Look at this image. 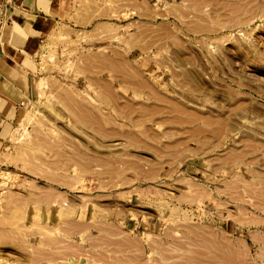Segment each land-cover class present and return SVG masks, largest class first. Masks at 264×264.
I'll return each instance as SVG.
<instances>
[{"label": "rangeland", "instance_id": "obj_1", "mask_svg": "<svg viewBox=\"0 0 264 264\" xmlns=\"http://www.w3.org/2000/svg\"><path fill=\"white\" fill-rule=\"evenodd\" d=\"M75 22L0 133V264H264V0H81Z\"/></svg>", "mask_w": 264, "mask_h": 264}, {"label": "crops", "instance_id": "obj_2", "mask_svg": "<svg viewBox=\"0 0 264 264\" xmlns=\"http://www.w3.org/2000/svg\"><path fill=\"white\" fill-rule=\"evenodd\" d=\"M10 19L0 47V133L30 91L27 80L44 37L60 23L76 25L81 0H0Z\"/></svg>", "mask_w": 264, "mask_h": 264}, {"label": "bare ground", "instance_id": "obj_3", "mask_svg": "<svg viewBox=\"0 0 264 264\" xmlns=\"http://www.w3.org/2000/svg\"><path fill=\"white\" fill-rule=\"evenodd\" d=\"M232 93H231V103H232V105L234 106V108L236 109V108H240V107H242V106H245V104L248 102V100L250 101L251 100V97L249 96V94L247 93V92H245V91H243V89L242 88H240L239 90H233V91H231ZM251 95V94H250ZM181 107V106H180ZM230 109H233V107L232 108H230ZM182 111V110H181ZM231 111V110H230ZM193 113V112H192ZM231 113H232V111H231ZM194 114V113H193ZM192 114V115H193ZM188 115V114H187ZM191 115V116H192ZM196 116H198V114H196ZM201 116V115H200ZM199 116V117H200ZM202 118V117H201ZM203 119V118H202ZM225 126V125H224ZM224 128V127H223ZM225 129V128H224ZM224 131V130H223ZM225 132V131H224ZM150 174V173H149ZM153 174V173H152ZM154 175V174H153ZM104 224V223H103ZM73 225V224H72ZM110 226V225H109ZM78 227H80L79 225H78ZM82 227V226H81ZM85 227V226H84ZM103 227V226H102ZM87 228V227H86ZM199 228H201V227H199ZM68 229V228H67ZM73 229V228H72ZM75 229V228H74ZM80 229V228H79ZM85 229V228H84ZM102 229H104V228H102ZM188 229H190L189 227H188ZM199 230H201V229H199ZM202 230H203V228H202ZM79 231V230H78ZM113 231V230H112ZM75 232V231H74ZM192 232H193V230H192ZM213 232V231H212ZM111 233V232H110ZM208 233V232H207ZM70 234V233H69ZM75 234V233H74ZM73 234V235H74ZM195 234L196 233H194V236H195ZM211 234V233H210ZM216 234V233H215ZM72 235V234H71ZM185 235V234H184ZM187 235V234H186ZM197 235V234H196ZM214 235V234H213ZM204 236V235H203ZM217 236V235H216ZM216 236H214V238H216ZM98 237V236H97ZM100 237V236H99ZM187 237V236H186ZM201 237V236H200ZM204 237H207V236H204ZM204 237H202V238H204ZM224 237V236H223ZM222 237V238H223ZM104 238V237H103ZM110 239V238H109ZM205 239V238H204ZM208 239H210L211 240V238H208ZM217 239V238H216ZM215 239V240H216ZM226 239V238H225ZM228 239V238H227ZM258 239H259V236H258ZM210 240H207L208 242H211ZM214 240V241H215ZM49 241V240H48ZM104 241H105V239H104ZM217 241V240H216ZM108 242V241H107ZM118 242V241H117ZM195 242V241H194ZM201 242H203V241H201ZM119 243V242H118ZM204 243V242H203ZM94 244H96V243H94ZM113 244H114V242H113ZM197 244V243H196ZM205 244V243H204ZM50 245V244H49ZM66 245V244H65ZM68 245H70V244H68ZM101 245V244H100ZM104 245V244H103ZM192 245H194V244H192ZM212 245H213V243H212ZM243 245V244H242ZM75 246H76V244H75ZM201 246H202V243H201ZM206 246V245H205ZM233 246V245H232ZM66 247V246H65ZM72 247V246H71ZM207 247V246H206ZM209 247H210V245H209ZM208 247V248H209ZM217 247V246H216ZM220 247V246H219ZM218 247V248H219ZM234 247V246H233ZM61 248V247H60ZM105 248V247H104ZM166 248V247H165ZM181 248H182V246H181ZM211 248V247H210ZM209 248V249H210ZM68 249V248H67ZM69 249H71V248H69ZM120 249V248H119ZM187 249V248H186ZM192 249V248H191ZM66 250V249H65ZM194 250V249H193ZM195 250H197V249H195ZM194 250V251H195ZM219 250H221V249H219ZM223 250H224V248H223ZM231 250H233L234 251V249H231ZM112 251H113V249H112ZM191 251V250H190ZM205 251V250H204ZM214 251V250H213ZM213 251H211V252H213ZM229 251V250H228ZM114 252H115V250H114ZM120 252V251H119ZM197 252V251H196ZM221 252V251H220ZM65 253V252H64ZM202 253V252H201ZM209 253V252H208ZM225 253V252H224ZM230 253H232V252H230ZM229 253V255H227V256H231V254ZM244 253V252H243ZM97 254V253H96ZM162 254V253H161ZM198 254V253H197ZM226 254V253H225ZM233 255L235 254V253H232ZM52 255V254H51ZM105 255V254H104ZM202 255H204V253H202ZM216 255V254H215ZM222 255H224V254H222ZM221 255V256H222ZM64 257H66L65 255H63ZM97 256V255H96ZM102 256H103V254H102ZM106 256V255H105ZM125 256V255H124ZM128 256V255H127ZM171 256V255H170ZM188 256V255H187ZM214 256V255H213ZM212 256V257H213ZM220 256V255H219ZM118 257V256H117ZM164 257V256H163ZM167 257H169V256H167ZM191 256H189V258H190ZM196 257V256H195ZM194 257V258H195ZM218 257V256H217ZM216 257V258H217ZM226 256H224V258H225ZM73 258V257H72ZM97 258V257H96ZM113 258V257H112ZM187 258V257H186ZM188 258V259H189ZM223 258V257H222ZM228 258V257H227ZM230 258V257H229ZM114 259V258H113ZM159 259V258H158ZM165 260H166V258H164ZM193 259V258H192ZM199 259V258H198ZM263 259V258H262ZM190 260H191V258H190ZM201 260V259H200ZM218 259H216V261H217ZM219 260H221V258H219ZM178 261V260H177ZM209 261H212V259H210ZM208 260H207V262H209ZM224 261H226V260H224ZM223 261V259H222V263L224 262ZM160 262V261H159ZM183 262V261H182ZM196 262V261H195ZM199 262V261H198ZM202 262H204V260L202 261ZM219 262V261H218ZM144 263V262H143ZM184 263V262H183ZM190 263V262H189ZM197 263V262H196ZM195 263V264H196ZM205 263V262H204ZM211 263V262H210ZM213 264H214V262H212ZM220 263V262H219ZM228 263V262H227ZM226 263V264H227ZM233 263V262H232ZM238 263V262H237ZM160 264V263H159ZM185 264V263H184ZM193 264V263H192ZM207 264V263H206ZM216 264V263H215ZM224 264V263H223ZM228 264H230V263H228ZM235 264V263H234ZM239 264V263H238ZM241 264V263H240Z\"/></svg>", "mask_w": 264, "mask_h": 264}, {"label": "built area", "instance_id": "obj_4", "mask_svg": "<svg viewBox=\"0 0 264 264\" xmlns=\"http://www.w3.org/2000/svg\"><path fill=\"white\" fill-rule=\"evenodd\" d=\"M10 19L9 7L4 1H0V47L3 43V31Z\"/></svg>", "mask_w": 264, "mask_h": 264}]
</instances>
